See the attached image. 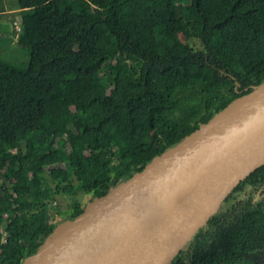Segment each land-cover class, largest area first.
<instances>
[{"label":"trees","instance_id":"16d2710c","mask_svg":"<svg viewBox=\"0 0 264 264\" xmlns=\"http://www.w3.org/2000/svg\"><path fill=\"white\" fill-rule=\"evenodd\" d=\"M18 3L30 60L0 59V264H22L59 225L58 194H106L264 81V0ZM262 189L264 165L169 264L262 249ZM72 205L65 219L84 210Z\"/></svg>","mask_w":264,"mask_h":264},{"label":"water","instance_id":"95a60500","mask_svg":"<svg viewBox=\"0 0 264 264\" xmlns=\"http://www.w3.org/2000/svg\"><path fill=\"white\" fill-rule=\"evenodd\" d=\"M264 165V81L93 197L22 264H169Z\"/></svg>","mask_w":264,"mask_h":264},{"label":"rangeland","instance_id":"374dc122","mask_svg":"<svg viewBox=\"0 0 264 264\" xmlns=\"http://www.w3.org/2000/svg\"><path fill=\"white\" fill-rule=\"evenodd\" d=\"M20 28H22V12L18 0H0V59L25 68L29 64L30 52L19 41ZM190 43L196 48H201V44L197 39L191 38ZM53 111L58 115L60 114L56 108H53ZM23 148L28 149L26 143L23 144ZM75 198L81 201L82 206L85 207L93 198V194L80 192L75 197L58 194L56 200L51 203L54 222L61 223L65 221L67 214H60L59 211H69L73 207L72 203ZM260 257L262 256L259 254L252 255L244 264H252Z\"/></svg>","mask_w":264,"mask_h":264},{"label":"flooded vegetation","instance_id":"af4514ba","mask_svg":"<svg viewBox=\"0 0 264 264\" xmlns=\"http://www.w3.org/2000/svg\"><path fill=\"white\" fill-rule=\"evenodd\" d=\"M264 189H262V200L264 199V192H263ZM255 254H259L260 257L256 262L253 261L252 264H264V247L262 249H259L257 251H253V252H250L249 254H247V257L245 259V261L242 263H246L248 261V258L252 255H255Z\"/></svg>","mask_w":264,"mask_h":264},{"label":"built area","instance_id":"2783aa9c","mask_svg":"<svg viewBox=\"0 0 264 264\" xmlns=\"http://www.w3.org/2000/svg\"><path fill=\"white\" fill-rule=\"evenodd\" d=\"M5 216H7V217H8V214H5ZM7 217H5V218H7Z\"/></svg>","mask_w":264,"mask_h":264}]
</instances>
